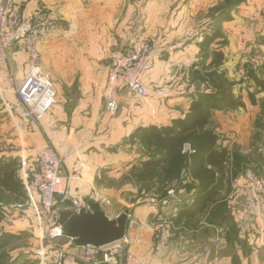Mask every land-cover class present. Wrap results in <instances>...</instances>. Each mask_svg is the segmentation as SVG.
<instances>
[{
    "label": "crops",
    "instance_id": "0c3cea01",
    "mask_svg": "<svg viewBox=\"0 0 264 264\" xmlns=\"http://www.w3.org/2000/svg\"><path fill=\"white\" fill-rule=\"evenodd\" d=\"M208 1L190 0L173 9L170 0H22L25 11L43 2L59 18V26L40 46L43 68L50 71V61L54 60L73 76L68 83L71 90L75 86V74L81 77L76 85L80 91L78 96H62L58 92L57 103L38 124H32L23 114L29 146L21 157L25 159L28 154L31 163L38 151L50 144L62 157L66 173L81 170V178L71 186L72 195L80 193L88 198L96 191L107 200L101 206L110 218L118 217L126 209L132 213L133 207L141 205V201L134 203L125 194L117 198L114 196L117 191L102 188L99 180L131 168L139 156L134 151L138 145L127 143V137L138 126L169 125L182 116L174 109L180 99L170 94L169 89L165 90L166 87L160 95L150 94L151 82L163 86L164 79L159 72L167 62L160 60L148 75V96L140 109L131 115L124 110L115 115H103L108 63L114 52L142 34L157 38L163 58L176 56L195 62L204 33L186 36L177 48L173 42L195 30L197 10L204 9ZM221 25L228 43L223 47L225 59L219 69L235 83L233 92L237 97V90L243 87L245 106L215 110L213 119H216L218 143L231 153L239 152L238 157L232 156L233 164L239 168H243V154H247L248 171L244 177L233 181L229 193H225V186L221 190L219 202L225 204V211H218L215 217L211 210L190 220L184 217L182 221H188L189 225L175 223L164 228L156 238L154 229L149 226L130 229L127 232L129 243L124 246L129 247L142 264H264V195L252 193L247 186L249 172L264 176V90L249 76L256 73L264 77V0L239 4L231 10L228 19L221 20ZM207 29L208 26L204 28ZM12 50L10 63L17 77L22 78L27 55L22 51L14 54ZM210 61L211 58L207 63ZM250 64L251 70L248 69ZM0 65L8 72L9 67L1 59ZM8 83L13 86L10 79ZM195 95L190 92L184 97L188 100L184 112ZM120 101L134 99L125 90L121 92ZM18 176L22 178L21 168ZM191 199L192 192L181 191L168 200L166 210L178 218L180 209ZM34 200L39 201V196L35 195ZM70 204V200H60L59 210ZM28 218L20 219L18 226L28 228L31 225ZM190 222L198 225L192 226ZM60 239L69 252L66 264H86L82 247L68 244L66 237ZM119 258L123 261V254Z\"/></svg>",
    "mask_w": 264,
    "mask_h": 264
},
{
    "label": "built area",
    "instance_id": "2783aa9c",
    "mask_svg": "<svg viewBox=\"0 0 264 264\" xmlns=\"http://www.w3.org/2000/svg\"><path fill=\"white\" fill-rule=\"evenodd\" d=\"M58 23L59 18L43 2H37L25 11L22 0L0 1V59L10 63V52L13 48L26 53L23 77L18 78L12 68H9V75L23 114L34 125L57 103L53 80L42 65L40 46L50 38ZM161 56L159 43L146 34L134 37L122 49L114 52L108 63L103 88L102 114L115 115L124 110L131 115L140 109L143 100L148 96V75ZM125 90L132 94L134 101H120L121 92ZM21 169L29 199L42 207L38 228L41 238L56 240L66 237L68 244L75 243L73 238L64 235L59 223L60 200H70L68 208L76 210L87 206L90 200L97 201L100 205L107 203L96 191L88 198L80 193L71 194V186L81 178V170L75 169L72 173H66L62 157L50 144L43 146L31 163L23 159ZM247 186L252 193L264 195V177L249 172ZM173 193V189L169 190L170 195ZM35 195L39 196L37 202L34 200ZM133 227V216L129 212L128 232ZM164 228L163 224H158L157 234ZM124 243H129L128 233L123 240L105 246L85 244L80 247L84 250L86 264H142ZM68 254V249L63 244L57 249L52 264H66ZM122 254L124 260L120 261Z\"/></svg>",
    "mask_w": 264,
    "mask_h": 264
},
{
    "label": "trees",
    "instance_id": "16d2710c",
    "mask_svg": "<svg viewBox=\"0 0 264 264\" xmlns=\"http://www.w3.org/2000/svg\"><path fill=\"white\" fill-rule=\"evenodd\" d=\"M239 4V0H226V7L215 21L228 19L231 10ZM227 42L220 31L205 33L200 43L202 59L198 64L206 68L207 88L196 93L182 116L173 119L169 125L138 126L126 139L127 143L142 149L137 163L130 168V172L140 178L139 199L152 196L163 203L170 198L171 189L175 195H180L181 191L192 192V199L180 209L178 220L184 217L190 220L208 210L213 217L218 211H225V204L219 200L233 162L228 148L218 143L219 135L212 124L213 113L245 106L233 92L235 83L219 69L225 59L223 47ZM213 44L217 46L213 47ZM249 76L264 90L263 76L256 73ZM20 168L18 156H0V192L25 200L29 197L18 176ZM161 203L159 206L163 205ZM0 264L4 263L0 260Z\"/></svg>",
    "mask_w": 264,
    "mask_h": 264
},
{
    "label": "rangeland",
    "instance_id": "374dc122",
    "mask_svg": "<svg viewBox=\"0 0 264 264\" xmlns=\"http://www.w3.org/2000/svg\"><path fill=\"white\" fill-rule=\"evenodd\" d=\"M28 1L29 0H27V2ZM189 1L190 0H170V2H172L170 5L174 9L178 8L184 3H188ZM239 1L240 3H244L247 0ZM225 5L226 0H209L208 5L204 9L197 10V13L195 15L197 23L195 25V30L191 34H186L184 37L182 36L178 42H173V46L176 48L179 47L177 44L183 42L184 39H186V36L190 37L191 35H193L195 37L197 34H199L200 36L204 33V38L205 33H211L214 30L222 32L224 37H226L224 34L223 26L221 25V21H215V18L218 16L220 11H222V9L226 7ZM206 26H208V29L204 30ZM151 37L157 43H159L157 38L153 36ZM203 38L201 42L203 41ZM201 42H199V54L196 55V57L194 58L195 62L193 63L189 59H186L184 57L174 56L171 59L167 57H164V59L162 54L160 60H166L165 62H167L165 64L166 66L162 69L160 68L161 71L159 72L162 75L161 78L164 79L161 82L163 83V86L161 87L159 82L150 83L151 95H160L161 92L164 91V87H166L165 90L169 89L170 94H175V97L180 99L177 100L174 106L177 114H183L185 111L188 101L186 100V98H184L186 95H188L190 92L198 93V91L207 88L205 80L206 68L198 64L200 63L203 54V50L201 49L200 45ZM12 51L15 54L18 50L16 48H13ZM10 58L12 61V57ZM50 62V71L47 68H44L46 72L50 74L57 94L59 92L62 96H78L80 91L78 90L76 85L81 75L79 73L75 74V86L74 89L71 90V87H69L68 83L72 80L71 78L73 76L71 74L68 75V73H66L64 69L62 70L54 60H51ZM7 66L13 69L12 63H8ZM245 66L248 67V63L245 64ZM9 68L8 72H4V68H1L0 65V71H2V73L0 72V156L6 155L21 157L25 153V148H27V146L29 145L27 142L28 139L26 133L23 128V120L25 118L23 116V110L19 105L17 94L16 92H14V85L12 86L8 83L10 79ZM248 69H252L251 64L249 65ZM57 88L59 89V91L57 90ZM243 90L244 89L242 86L239 90H237L238 97H240L241 99H243V97L245 96V92ZM251 96H253L254 98L253 94H251ZM215 121L216 119L212 120V124L214 126ZM134 151L135 153L139 154L137 159H135V161L137 162L138 158L142 154V149L140 146H136L134 148ZM27 155L28 154H25V159L28 161L29 156L27 157ZM231 155L234 158L236 156H239V152L233 151ZM242 160L244 163L243 168H239L236 163H232L229 168L230 171L227 174L225 181L226 194L229 193L232 189L233 181L244 177L248 171L246 169L248 168V155L243 154ZM20 161L22 166V157ZM257 172L260 173L259 171ZM113 175L114 176L110 178L102 177L99 180L100 186L102 188H112L113 190H116L117 192L114 196L117 198L125 194L126 198L128 197L127 199H131L134 203L137 201H141V205L134 206L132 210V216L134 220L133 228L149 226L154 229L155 237L157 235L156 227L158 224H163L165 229H167L170 226L174 225L179 219L174 217L173 214L166 210L168 200L177 196L175 195V192L170 196V198L163 200L165 209H162L163 205L158 206V204L161 202L154 199V197L152 196H146L142 199L138 198V186L140 178L138 174L130 172V168L121 172L118 171ZM124 188H127V190L123 191ZM122 209H124V206H122ZM41 212L42 207L40 206V204H34L29 198L25 200L17 199L7 193L0 192V236H2L0 240V260L4 264H52L56 251L63 246L64 240H50L47 237L41 238L42 235L38 230V228L40 227ZM28 216L31 225L26 229H24L23 226H18V222H20V219H23V217L27 218ZM178 221V224H182L185 226L189 225L188 221L183 222L182 219ZM190 224L192 226L198 225V223L192 222H190Z\"/></svg>",
    "mask_w": 264,
    "mask_h": 264
},
{
    "label": "water",
    "instance_id": "95a60500",
    "mask_svg": "<svg viewBox=\"0 0 264 264\" xmlns=\"http://www.w3.org/2000/svg\"><path fill=\"white\" fill-rule=\"evenodd\" d=\"M129 209L118 217L110 218L100 203L90 200L87 206L76 210L65 208L59 211V223L64 235L73 238L79 245L105 246L123 240L128 232Z\"/></svg>",
    "mask_w": 264,
    "mask_h": 264
}]
</instances>
